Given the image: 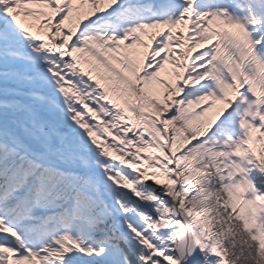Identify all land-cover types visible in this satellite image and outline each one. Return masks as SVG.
Returning <instances> with one entry per match:
<instances>
[{
	"label": "snow or ice",
	"instance_id": "1",
	"mask_svg": "<svg viewBox=\"0 0 264 264\" xmlns=\"http://www.w3.org/2000/svg\"><path fill=\"white\" fill-rule=\"evenodd\" d=\"M0 264H264V0H0Z\"/></svg>",
	"mask_w": 264,
	"mask_h": 264
}]
</instances>
